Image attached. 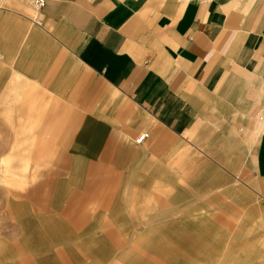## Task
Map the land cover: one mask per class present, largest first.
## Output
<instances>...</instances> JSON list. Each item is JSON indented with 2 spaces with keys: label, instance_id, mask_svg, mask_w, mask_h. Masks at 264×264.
Returning a JSON list of instances; mask_svg holds the SVG:
<instances>
[{
  "label": "crops",
  "instance_id": "crops-1",
  "mask_svg": "<svg viewBox=\"0 0 264 264\" xmlns=\"http://www.w3.org/2000/svg\"><path fill=\"white\" fill-rule=\"evenodd\" d=\"M0 56L12 64L11 73L4 69L2 74L11 78V102L20 77L30 87V97L14 105L17 119L31 108L23 135L37 127L49 141L61 126L57 146L66 144L67 154L76 159L70 184L87 187L88 197L99 195L110 204L117 197L114 183L122 179L114 174L118 170L138 171L141 162L164 157L184 136L211 142L214 135L228 134L230 121L245 119L254 127V119L263 117L264 0H47L39 10L26 0H0ZM38 88L57 98H42ZM64 113L72 122H62ZM141 134L145 140L135 142ZM256 134L251 174L263 185L253 183L252 191L264 197V124ZM225 148H219L220 165L230 167L234 160L239 166L243 148L237 158L225 157ZM63 152L53 151L48 161L61 166ZM46 156L35 155L36 167ZM199 163V158L187 159L179 173L190 177ZM13 164V158L5 162ZM202 172L192 177L195 183L208 181ZM32 173L36 177L26 191L35 203L56 189L69 194L64 183H50L47 172L33 168ZM173 181V197L181 198L184 188ZM162 188L156 184V190ZM193 221L187 229H156H168L176 245L194 250L198 233L188 231L215 223ZM240 230L232 242L221 243L210 263L221 255L219 264H240L234 256L242 245ZM143 246L150 244H138L139 251Z\"/></svg>",
  "mask_w": 264,
  "mask_h": 264
},
{
  "label": "rangeland",
  "instance_id": "rangeland-1",
  "mask_svg": "<svg viewBox=\"0 0 264 264\" xmlns=\"http://www.w3.org/2000/svg\"><path fill=\"white\" fill-rule=\"evenodd\" d=\"M11 66L0 61V264H219L221 255L214 263L208 258L219 253L221 243L232 242L238 229L243 246L234 249V256L240 258V264H264V197L252 191L253 183H263L251 174L259 136L256 133L264 124V110L260 120L257 116L254 119V127L247 126L245 119L233 120L229 122L228 134L214 135L211 142L197 143L184 136L164 157L152 163L141 162L138 171L118 170L114 174L122 179L114 183L118 193L110 204L99 195L88 197L89 188L70 184L76 159L69 157L66 144L57 146L63 133L61 126L55 127L49 141V134L40 135L37 127L31 129L30 136L23 135L21 127L29 122L31 108L27 107L17 119L19 112L14 105L26 95L30 97L27 94L30 87L20 77L19 93L11 102L14 97L10 91L11 78L9 74L2 76L4 69L9 71ZM40 92L45 93L40 96L46 100L57 98L44 88ZM62 122L72 121L64 113ZM39 135L46 141H41ZM217 141L222 143L215 146ZM240 147L243 149L239 166L234 160L230 167L220 165L219 148H225L222 152L227 154L225 157L237 158ZM40 151L46 152L47 158L36 167L35 155ZM53 151H64L61 166L48 161ZM11 158L14 164L6 167V160ZM192 158H199L201 163L192 176L184 178L179 165ZM147 162L148 167L140 171L142 163ZM155 165L161 174L154 172ZM33 168L47 172L50 183L59 187L64 183L69 194L60 188L49 192L40 200L42 203L27 198L26 188L36 177ZM202 171L208 181L195 183L192 177ZM173 179L184 188L181 198L173 197ZM159 183L164 185L161 191L156 190ZM101 201L103 205L97 206ZM195 218L210 219L215 224L210 223L204 230L188 231L191 235L198 233L194 250L176 245L168 229L163 232L156 229L163 226L170 231L174 226L187 229L194 226ZM146 242L151 247L143 246L144 251H139L138 244ZM215 248L218 250L214 251Z\"/></svg>",
  "mask_w": 264,
  "mask_h": 264
},
{
  "label": "built area",
  "instance_id": "built-area-1",
  "mask_svg": "<svg viewBox=\"0 0 264 264\" xmlns=\"http://www.w3.org/2000/svg\"><path fill=\"white\" fill-rule=\"evenodd\" d=\"M3 1H7V0H3ZM27 2H29L33 8H35L36 10H39L40 8H42V6L45 5V3L47 2V0H26ZM37 23H39V19H37ZM143 139V136H139L136 141L137 142H141Z\"/></svg>",
  "mask_w": 264,
  "mask_h": 264
},
{
  "label": "bare ground",
  "instance_id": "bare-ground-1",
  "mask_svg": "<svg viewBox=\"0 0 264 264\" xmlns=\"http://www.w3.org/2000/svg\"><path fill=\"white\" fill-rule=\"evenodd\" d=\"M37 12H38V11H37ZM36 22H37V21H36ZM39 23H40V22H39ZM141 135L143 136V139H142V141H144V140H145V138H146V134H141ZM141 135H139V136H141ZM139 136H138V137H139ZM138 137H137V138H138ZM137 138H136V139H137ZM136 139H135V142H137V141H136ZM142 141H141V142H142ZM137 143H140V142H137Z\"/></svg>",
  "mask_w": 264,
  "mask_h": 264
}]
</instances>
